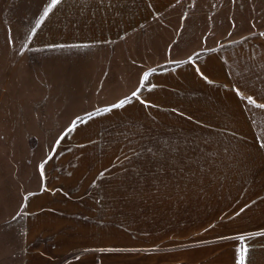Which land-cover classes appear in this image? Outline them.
<instances>
[{"label": "crops", "instance_id": "1", "mask_svg": "<svg viewBox=\"0 0 264 264\" xmlns=\"http://www.w3.org/2000/svg\"><path fill=\"white\" fill-rule=\"evenodd\" d=\"M241 1L256 23L264 0H0V264H241L242 250L264 264V118L220 117L235 107L232 57L264 60V33L221 41ZM204 110L210 133L139 148L141 126L198 111L202 127ZM249 142L259 161L220 165ZM205 149L210 203L179 234L125 233L138 159L165 158L167 188L191 189L171 174L197 175L183 159Z\"/></svg>", "mask_w": 264, "mask_h": 264}, {"label": "rangeland", "instance_id": "2", "mask_svg": "<svg viewBox=\"0 0 264 264\" xmlns=\"http://www.w3.org/2000/svg\"><path fill=\"white\" fill-rule=\"evenodd\" d=\"M236 9V21L235 23H231L235 25V28L233 31L226 30L225 33H228L229 35L224 34L225 36H222L221 41H231L232 38H236V41H240L243 40V38L246 36L259 37L264 33V29H260L264 25V14H253L252 18L256 19L257 22L252 23L249 22V15L244 12V10H246V5L244 6L242 1L239 3ZM221 16H223V13H221ZM249 25H252L253 27L250 29ZM232 59L234 62L232 63L236 68V91L235 100L234 102H230V104L233 103L235 107H233L232 110L231 108L230 110L221 109L220 117L227 118L234 113L235 117L238 118L246 116V114L249 113L252 118L263 119L264 108H261L258 105H264V60L260 58L256 61L252 60L250 57H232ZM253 101H255V103H253ZM246 108L248 110L245 114ZM195 113L196 118H193L187 116V111H171L169 115L165 114L157 117V124L153 129H148L147 126H141V141L139 142V148H152L151 145L153 143L147 141L152 133L156 134V137L159 139H163L164 135L165 138H168L169 135L171 137H175V135L182 133H200V131L205 134L210 133V125L206 123L207 121H209V119H207V116H209L208 114L211 115V111H203L204 116L202 127L193 124L202 120L197 115L198 111H195ZM257 128L259 129L260 127ZM258 133H262V131H258ZM31 144L34 145L35 143L31 142ZM156 144L158 145L159 143L156 142ZM204 144L206 145L207 143ZM254 144L257 145V143L249 142L250 148L246 149V155H244L243 149H239L236 152H240L241 155L239 157H235V159L232 157L229 158L227 154L225 155V157H219L220 165L236 164L235 161L239 162L242 160H246L247 162H249L248 164H250L251 160L259 161L260 159L258 158L261 157V151L257 150L255 146H253ZM260 144L264 146V141ZM202 155L203 156L201 158L199 157L198 159H195L194 157L183 159V165L186 170H192L194 166H197L198 171L200 170L197 175H191L190 173L186 172L171 174L172 178L176 180L175 185H180V187H185L187 185L191 189L167 188L169 184L163 182L164 173H162L164 170L163 163L165 158L151 159L149 157H140L138 159L140 162V188L138 191L140 206H138V208L134 207V214H130L132 215V217L130 215L127 216V218H129L130 220H125V233H135L136 230L133 229V226H139L140 234H144L146 236L149 235L150 232L156 233V235H165V233H169V231H173V233L171 232L172 234H179L180 217H182L183 214L187 216L189 214H193L195 204L201 202L202 199H205L203 200L204 204L210 203V199H212L213 193V190L211 189L213 175L210 171L212 162L215 161V158H212L211 151H208L206 149L203 151ZM243 156L247 157L243 158ZM173 160H175L174 162H177L174 165L179 164L178 158ZM200 165H203L201 168L202 172L200 169ZM153 179L155 180V182H152ZM187 179V183H182L183 180ZM171 185L172 187H174V184ZM165 186L166 188H164ZM181 207L184 208V213L182 214L180 210ZM132 218L133 222H131ZM194 233L195 232H193L192 234ZM200 239V236L190 237L188 238V241L190 243L192 241Z\"/></svg>", "mask_w": 264, "mask_h": 264}, {"label": "snow or ice", "instance_id": "3", "mask_svg": "<svg viewBox=\"0 0 264 264\" xmlns=\"http://www.w3.org/2000/svg\"><path fill=\"white\" fill-rule=\"evenodd\" d=\"M61 2V0H52L53 5L55 4H59ZM253 103H255V101H253ZM261 108H264V105H258ZM241 264H244V252L242 250V254H241Z\"/></svg>", "mask_w": 264, "mask_h": 264}]
</instances>
